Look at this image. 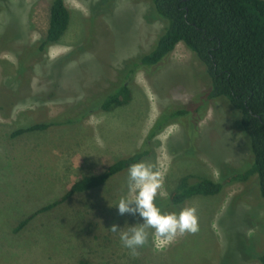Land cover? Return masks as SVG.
Segmentation results:
<instances>
[{"label": "rangeland", "instance_id": "1", "mask_svg": "<svg viewBox=\"0 0 264 264\" xmlns=\"http://www.w3.org/2000/svg\"><path fill=\"white\" fill-rule=\"evenodd\" d=\"M64 2L68 30L48 49L49 65L26 73L29 84L21 91L46 90L40 81L52 62L86 42L92 47L77 49L63 73L55 75L56 96L0 116V264H259L264 223L257 221L263 216L262 200L253 180L190 199L184 207L196 208L199 232L157 247L149 229L148 243L138 255L109 229L117 224L126 230L143 222L138 215H118V201L128 195V172L71 197L12 233L19 221L60 198L75 181L139 150L167 107L194 109L188 122L169 125L152 139L151 155L141 161L154 165L163 177L156 198H168L183 176L217 181L249 159L245 139L223 104L215 101L204 114L194 112L203 104L208 79L183 44L148 73L135 74L127 105L94 114L73 128L11 138L13 131L55 117L114 81L122 63L146 52L162 29L148 19L147 0ZM48 16L49 0H5L0 5V86L16 87L15 53L45 35Z\"/></svg>", "mask_w": 264, "mask_h": 264}, {"label": "trees", "instance_id": "2", "mask_svg": "<svg viewBox=\"0 0 264 264\" xmlns=\"http://www.w3.org/2000/svg\"><path fill=\"white\" fill-rule=\"evenodd\" d=\"M4 1L0 0V5ZM64 1L49 0L45 35L15 53L17 83L15 88L0 86L1 117H9L13 107L30 101L42 103L56 96L58 87L54 84L55 75L63 73V69L76 57L77 49L92 47V44L85 41L81 48L78 46L76 50L52 62L46 69L45 79L40 81L47 87L46 90L36 93L21 91L29 84L26 73L32 72L34 66H42L44 69L49 65L46 59L48 49L57 45L68 30L70 15ZM147 1L148 19L159 22L162 29L146 52L125 60L117 71L115 80L104 88L89 93L83 100L74 102L55 117L13 131L10 137L73 128L94 114L111 112L127 105L132 99L130 85L135 74L139 71L148 73L147 71L166 61L178 44H183L191 53L193 61L203 67L208 79L202 92L203 104L196 107L194 112L204 114L215 101L223 104L245 139L249 159L240 169L224 172L217 181L192 174L183 176L168 198H156L155 204L162 213L178 214L185 203L194 197L215 196L228 186L253 180L263 209V216L257 221L264 223V1ZM192 109L194 107L164 108L139 150L117 159L95 175L84 176L75 181L60 198L19 221L12 228V233H20L37 215L53 210L71 197L99 189L114 177L128 172L131 164L141 162L151 155L152 139L169 125L188 122L186 118ZM256 259L259 264H264V251Z\"/></svg>", "mask_w": 264, "mask_h": 264}, {"label": "clouds", "instance_id": "3", "mask_svg": "<svg viewBox=\"0 0 264 264\" xmlns=\"http://www.w3.org/2000/svg\"><path fill=\"white\" fill-rule=\"evenodd\" d=\"M163 183L161 173L151 163L136 162L128 168V195L119 199L116 208L118 215H138L143 222L126 230L117 224L109 229L119 235L122 246L131 250L132 255H138V249L148 243L149 229L157 247L173 242L177 236L199 232L195 207H184L178 214L162 213L157 207L155 199Z\"/></svg>", "mask_w": 264, "mask_h": 264}]
</instances>
